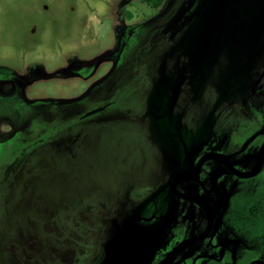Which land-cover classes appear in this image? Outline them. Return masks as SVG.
Wrapping results in <instances>:
<instances>
[{"label":"rangeland","instance_id":"374dc122","mask_svg":"<svg viewBox=\"0 0 264 264\" xmlns=\"http://www.w3.org/2000/svg\"><path fill=\"white\" fill-rule=\"evenodd\" d=\"M150 1L159 4L0 0V193L14 141L26 127L32 138L47 126L44 138L50 140L80 134L73 153L45 141L24 157L11 225L1 226L0 264H71L88 247L102 250L110 224L106 205L142 201L161 182L167 147L159 132L121 117L63 127L80 108L124 94L135 98L137 81L153 75L161 47L152 34L184 0ZM239 1L245 13H264V0ZM239 1L227 0L231 16L240 11ZM240 21L226 18L234 33L243 27ZM257 37L258 45L264 43V23ZM263 59L257 55L255 69ZM229 118V124L248 122L237 109ZM84 264H92L89 256Z\"/></svg>","mask_w":264,"mask_h":264},{"label":"flooded vegetation","instance_id":"af4514ba","mask_svg":"<svg viewBox=\"0 0 264 264\" xmlns=\"http://www.w3.org/2000/svg\"><path fill=\"white\" fill-rule=\"evenodd\" d=\"M226 2L182 1L170 22L152 34L161 51L152 61L153 75L137 81L134 100L124 94L80 108L64 124L69 129L121 117L159 132L167 147L161 182L142 201L104 206L110 224L102 250L88 247L71 264H84L88 256L102 264L107 248L126 231L135 233L144 251L139 264H264V59L253 66L258 54L264 57L257 37L264 13H245L239 1L240 11L231 16ZM231 17L243 24L237 33L226 22ZM234 109L248 122L229 124ZM29 128L16 137L2 176L0 240L1 226L11 225L24 157L45 141L73 153L80 136L75 131L50 140L44 138L47 126L32 138Z\"/></svg>","mask_w":264,"mask_h":264},{"label":"water","instance_id":"95a60500","mask_svg":"<svg viewBox=\"0 0 264 264\" xmlns=\"http://www.w3.org/2000/svg\"><path fill=\"white\" fill-rule=\"evenodd\" d=\"M143 255V249L137 247L135 233L126 231L123 239L107 248L106 258L102 264H139V258Z\"/></svg>","mask_w":264,"mask_h":264},{"label":"trees","instance_id":"16d2710c","mask_svg":"<svg viewBox=\"0 0 264 264\" xmlns=\"http://www.w3.org/2000/svg\"><path fill=\"white\" fill-rule=\"evenodd\" d=\"M143 1L148 3V4H150V5H153L154 8H156L158 6V4H159V2L158 3L157 2L152 3V1H150V0H143Z\"/></svg>","mask_w":264,"mask_h":264}]
</instances>
